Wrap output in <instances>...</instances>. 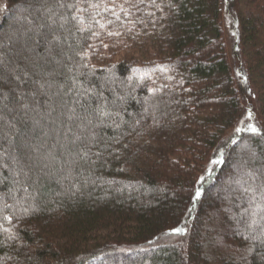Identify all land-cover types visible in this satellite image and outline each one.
<instances>
[{
  "label": "trees",
  "instance_id": "16d2710c",
  "mask_svg": "<svg viewBox=\"0 0 264 264\" xmlns=\"http://www.w3.org/2000/svg\"><path fill=\"white\" fill-rule=\"evenodd\" d=\"M5 2L0 264H264V0Z\"/></svg>",
  "mask_w": 264,
  "mask_h": 264
},
{
  "label": "rangeland",
  "instance_id": "374dc122",
  "mask_svg": "<svg viewBox=\"0 0 264 264\" xmlns=\"http://www.w3.org/2000/svg\"><path fill=\"white\" fill-rule=\"evenodd\" d=\"M227 1H228V5L225 7V13L223 16L225 33H226V41L225 42L227 43L229 60H230V63L232 65V68H233L235 74H238L240 64L242 62V60H241V48H240V43H239L240 42L239 41L240 28H239V24L236 23V19H237L236 17L238 15V9L234 8V6L237 4H231L230 0H227ZM231 2H233V1H231ZM5 11H6V2H5V0H0V20H1V17L3 16V14L5 13ZM17 12L18 11H16V13ZM18 13H17L18 15H20V16L22 15V13L21 14H20V12H18ZM75 20L77 21V25L75 24L76 28H78L79 32L83 31L84 26L80 22H78V19L76 17H75ZM136 72L137 71H135V70H134V72H131L129 78H131V79L133 78V80H136V81H141V77L143 79L147 78L146 75H143L144 76L143 77L141 74H138ZM253 125H255V123H252L249 125V127H248L249 131H252V129L254 127H255V129H258L257 125H255V126H253ZM247 156L250 157V159L247 163H245L244 157H247ZM236 158H237L236 159L237 163L234 162L233 168L229 169L230 173H235L236 172L235 170H237L236 168L238 167V165L240 163H242V164H247L248 167L251 168L254 172L260 171L261 173L263 172V174H264V159L262 160V158L260 157V154L257 152V149L255 147H250L247 145V147L245 149H243L237 153ZM256 159L257 160L259 159L262 161L257 164L254 162ZM236 164H238V165H236ZM235 165H236V167H235ZM227 184H228L227 179L226 180L223 179L220 183L221 187H224ZM258 184L263 186L264 185V179L259 180ZM223 190L214 191V192L210 193L209 197L207 198V201L202 203L201 216L202 215L203 216L204 215L211 216V214L217 212V209L214 206V203L208 204V202L210 203V201L214 202L216 199H223L222 198L224 195ZM2 228H3L2 225H0V229H2ZM243 228H244V226H243ZM198 229L199 230L202 229L200 221L197 223V228H195V231H198ZM169 238H170L169 243L179 244V247H180L179 249H182V248L185 249L186 248L185 242L188 240L185 238V235H180V234L171 235V237H169ZM224 239H225V237L221 238V239L220 238L217 239V242L215 244V248H217L218 251L223 249ZM190 247H189V249H190Z\"/></svg>",
  "mask_w": 264,
  "mask_h": 264
},
{
  "label": "snow or ice",
  "instance_id": "6c2138e0",
  "mask_svg": "<svg viewBox=\"0 0 264 264\" xmlns=\"http://www.w3.org/2000/svg\"><path fill=\"white\" fill-rule=\"evenodd\" d=\"M252 131H253V132H255V131H256V129H255V128H253V129H252ZM197 195H199V193H197ZM175 231H177V232H180V231H181V229H176Z\"/></svg>",
  "mask_w": 264,
  "mask_h": 264
}]
</instances>
